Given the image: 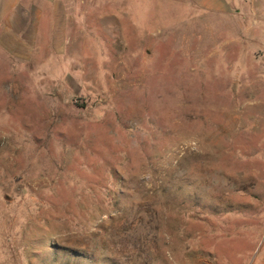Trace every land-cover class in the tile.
I'll use <instances>...</instances> for the list:
<instances>
[{
  "label": "rangeland",
  "instance_id": "374dc122",
  "mask_svg": "<svg viewBox=\"0 0 264 264\" xmlns=\"http://www.w3.org/2000/svg\"><path fill=\"white\" fill-rule=\"evenodd\" d=\"M23 2L0 264H264V0Z\"/></svg>",
  "mask_w": 264,
  "mask_h": 264
},
{
  "label": "crops",
  "instance_id": "0c3cea01",
  "mask_svg": "<svg viewBox=\"0 0 264 264\" xmlns=\"http://www.w3.org/2000/svg\"><path fill=\"white\" fill-rule=\"evenodd\" d=\"M24 0H0V21L3 23L4 32H11V38L22 39L23 35H17L12 32L14 27L23 28L21 22L27 21L26 13L27 9L24 7ZM37 12V11H36ZM38 13V12H37ZM38 21V18H36ZM5 35L2 34V37Z\"/></svg>",
  "mask_w": 264,
  "mask_h": 264
}]
</instances>
